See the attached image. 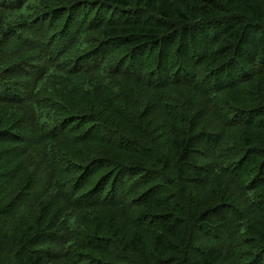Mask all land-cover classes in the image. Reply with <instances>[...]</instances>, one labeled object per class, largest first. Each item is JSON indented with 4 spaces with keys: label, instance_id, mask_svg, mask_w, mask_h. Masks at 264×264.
<instances>
[{
    "label": "trees",
    "instance_id": "16d2710c",
    "mask_svg": "<svg viewBox=\"0 0 264 264\" xmlns=\"http://www.w3.org/2000/svg\"><path fill=\"white\" fill-rule=\"evenodd\" d=\"M0 264H264V0H0Z\"/></svg>",
    "mask_w": 264,
    "mask_h": 264
},
{
    "label": "rangeland",
    "instance_id": "374dc122",
    "mask_svg": "<svg viewBox=\"0 0 264 264\" xmlns=\"http://www.w3.org/2000/svg\"><path fill=\"white\" fill-rule=\"evenodd\" d=\"M50 4H51V3H50ZM254 91H256V92H257V90H254ZM231 115H232V114H230L229 116H231ZM260 193H261V192H260ZM187 213H189V212H188V210H187L186 214H187Z\"/></svg>",
    "mask_w": 264,
    "mask_h": 264
}]
</instances>
